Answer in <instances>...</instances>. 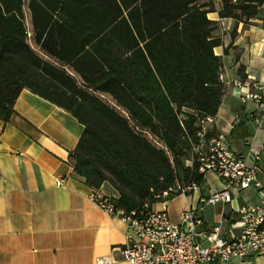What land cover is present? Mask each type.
<instances>
[{
    "label": "trees",
    "instance_id": "1",
    "mask_svg": "<svg viewBox=\"0 0 264 264\" xmlns=\"http://www.w3.org/2000/svg\"><path fill=\"white\" fill-rule=\"evenodd\" d=\"M215 1L245 27L264 12V0H0V120L23 90L71 113L85 126L75 172L91 190L111 184L125 214L202 184L195 148L220 135L199 136L226 93Z\"/></svg>",
    "mask_w": 264,
    "mask_h": 264
},
{
    "label": "crops",
    "instance_id": "2",
    "mask_svg": "<svg viewBox=\"0 0 264 264\" xmlns=\"http://www.w3.org/2000/svg\"><path fill=\"white\" fill-rule=\"evenodd\" d=\"M215 8L208 14L221 40L215 54L230 85L210 127L249 166L260 168L258 178L264 183V110L253 100L242 101L240 93L246 89L236 85L264 83V12L245 27L220 18V1ZM14 108L8 122L0 120V264H129L122 254L125 222L88 198L91 188L70 157L85 126L29 90L21 92ZM58 178L64 179L62 187L56 185ZM224 189L222 180L207 172L200 194ZM100 191L119 197L109 183ZM200 194L180 195L151 209L167 211L176 223L184 210L197 205ZM260 200L253 189L233 191L230 203L205 208L200 238L220 227L222 237L232 239L241 227L238 210ZM227 264H264V256Z\"/></svg>",
    "mask_w": 264,
    "mask_h": 264
},
{
    "label": "built area",
    "instance_id": "3",
    "mask_svg": "<svg viewBox=\"0 0 264 264\" xmlns=\"http://www.w3.org/2000/svg\"><path fill=\"white\" fill-rule=\"evenodd\" d=\"M220 80L225 86L230 85L223 73ZM236 85L246 89L240 93L242 101L253 100L260 110H264V83ZM258 119L256 117V121ZM213 124L215 118L202 122L203 129L199 134L202 139ZM195 152L201 156L200 174L205 176L207 172H213L222 180L225 189L200 194L201 184H188L165 191L162 194L164 204L177 193L184 196L200 194L197 205L184 210L176 223L171 221L167 211H153L146 206L140 211L125 214L116 208L112 197L100 190H91L88 194L99 209L125 222L127 229L122 254L129 264H227L234 259L264 256V183L258 178L260 168L249 166L222 135L205 146L199 145ZM56 185L62 187L64 179L58 178ZM248 189L255 190L261 200L238 210L239 233L232 239H225L220 234V227H215L201 239L199 230L203 226L205 208L228 204L233 191Z\"/></svg>",
    "mask_w": 264,
    "mask_h": 264
}]
</instances>
